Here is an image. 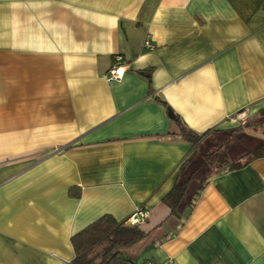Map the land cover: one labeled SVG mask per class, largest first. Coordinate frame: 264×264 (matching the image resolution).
Masks as SVG:
<instances>
[{
  "label": "crops",
  "instance_id": "1",
  "mask_svg": "<svg viewBox=\"0 0 264 264\" xmlns=\"http://www.w3.org/2000/svg\"><path fill=\"white\" fill-rule=\"evenodd\" d=\"M159 99L198 133L256 117L264 0H0V264H73V235L140 207L146 232L180 226L135 264H264V157L169 217L192 146Z\"/></svg>",
  "mask_w": 264,
  "mask_h": 264
},
{
  "label": "trees",
  "instance_id": "2",
  "mask_svg": "<svg viewBox=\"0 0 264 264\" xmlns=\"http://www.w3.org/2000/svg\"><path fill=\"white\" fill-rule=\"evenodd\" d=\"M147 70L148 72L144 70L142 73L146 75L149 74L148 77L150 78L151 73L149 72H151L152 69L149 68ZM160 101L164 103L168 111L172 113L171 118L178 123L179 134L190 143L194 151L201 142L202 137L207 135L209 131L204 133L194 131L182 121L180 116L176 114L164 100ZM259 115L262 118L264 117V108L260 111ZM237 128L234 129L236 130ZM245 142L247 143L244 150H248V152L243 157V160L233 159L228 153L219 155L213 166V170L205 176L202 181L194 179V171L191 172V176L187 175V163L185 162L182 167V179L176 183L162 199L171 210L169 217H188L200 192L212 175L219 174L222 171L239 169L257 158L264 157V139L260 137L259 139L256 137H247L243 143ZM192 187L193 192L188 196V191L192 189ZM75 195L79 196L80 194ZM185 200H187L186 207L182 208L181 206ZM127 221L128 218L120 221L115 219L112 215L106 214L73 235L72 244L76 255L72 263L135 264V259L139 253H141L142 248L146 246L144 244L149 240H152V243H154L170 238L177 233L180 226L178 225L176 229L172 230V234L170 232L163 234L157 232L158 227L146 232L140 225H128Z\"/></svg>",
  "mask_w": 264,
  "mask_h": 264
},
{
  "label": "rangeland",
  "instance_id": "3",
  "mask_svg": "<svg viewBox=\"0 0 264 264\" xmlns=\"http://www.w3.org/2000/svg\"><path fill=\"white\" fill-rule=\"evenodd\" d=\"M263 118L259 114L256 117L252 118L245 117V122H243L236 130L234 129L233 131H227L223 133H208L207 135L202 137L201 142L198 144L197 148L194 151L191 150L189 156L185 161L187 163V175L191 176V172L194 171V179H198L200 181L204 180L203 178L213 170V166L215 165L217 157L223 153H228L233 159L243 160V157L248 152V150H244L247 142H243L246 140V138L256 137L257 139H259L260 137L264 139ZM192 192L193 187L188 191V196H190ZM137 210L146 212L147 215L145 220H147V210H145V208L143 207H140ZM130 217H128V225H141L145 222L144 221L142 223L132 224L130 222Z\"/></svg>",
  "mask_w": 264,
  "mask_h": 264
},
{
  "label": "built area",
  "instance_id": "4",
  "mask_svg": "<svg viewBox=\"0 0 264 264\" xmlns=\"http://www.w3.org/2000/svg\"><path fill=\"white\" fill-rule=\"evenodd\" d=\"M144 46L146 49L153 50L156 48V45L151 40H146L144 43ZM125 62L123 61V58L118 54L115 56V63L114 65L109 69L108 73L106 74V77L110 81L121 79L123 76V72L125 71ZM239 118L244 120L245 115L240 114ZM147 213L142 210H137L135 213H133L130 217V222L132 224L142 223L145 221ZM139 264H177V262L174 260V258H170L166 262H157L155 260H146Z\"/></svg>",
  "mask_w": 264,
  "mask_h": 264
},
{
  "label": "water",
  "instance_id": "5",
  "mask_svg": "<svg viewBox=\"0 0 264 264\" xmlns=\"http://www.w3.org/2000/svg\"><path fill=\"white\" fill-rule=\"evenodd\" d=\"M170 115L172 116V113L170 112Z\"/></svg>",
  "mask_w": 264,
  "mask_h": 264
}]
</instances>
